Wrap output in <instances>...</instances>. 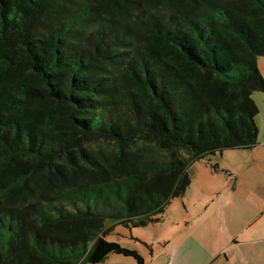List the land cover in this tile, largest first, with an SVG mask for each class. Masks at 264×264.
Wrapping results in <instances>:
<instances>
[{
  "label": "trees",
  "instance_id": "16d2710c",
  "mask_svg": "<svg viewBox=\"0 0 264 264\" xmlns=\"http://www.w3.org/2000/svg\"><path fill=\"white\" fill-rule=\"evenodd\" d=\"M264 0H0V264H100L249 151Z\"/></svg>",
  "mask_w": 264,
  "mask_h": 264
},
{
  "label": "rangeland",
  "instance_id": "374dc122",
  "mask_svg": "<svg viewBox=\"0 0 264 264\" xmlns=\"http://www.w3.org/2000/svg\"><path fill=\"white\" fill-rule=\"evenodd\" d=\"M257 68L264 79V57L257 58ZM252 100L258 113L255 122L259 130L257 143L264 141V93L254 92ZM250 151L225 150L211 156L209 164L217 165L215 174L209 165L199 161L188 167L191 183L182 199H174L162 214V222L149 224L144 228L126 229L115 226L106 236V240L138 251L144 259V264H171L174 248L180 245L189 249L194 244L218 250L222 238L217 227L216 205L212 203L217 191L234 178L235 171L247 160ZM227 180V181H226ZM199 209L202 210L199 213ZM100 264H137L132 257L109 255Z\"/></svg>",
  "mask_w": 264,
  "mask_h": 264
},
{
  "label": "crops",
  "instance_id": "0c3cea01",
  "mask_svg": "<svg viewBox=\"0 0 264 264\" xmlns=\"http://www.w3.org/2000/svg\"><path fill=\"white\" fill-rule=\"evenodd\" d=\"M249 151L234 178L215 191L219 249L194 244L190 236V248H174L178 261L171 264H264V141Z\"/></svg>",
  "mask_w": 264,
  "mask_h": 264
}]
</instances>
